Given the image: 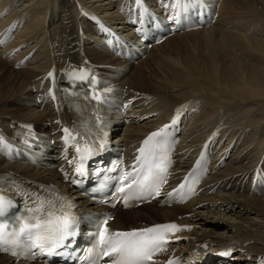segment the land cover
Returning a JSON list of instances; mask_svg holds the SVG:
<instances>
[{"label":"bare ground","instance_id":"6f19581e","mask_svg":"<svg viewBox=\"0 0 264 264\" xmlns=\"http://www.w3.org/2000/svg\"><path fill=\"white\" fill-rule=\"evenodd\" d=\"M78 2L104 15L106 10L115 18L114 11L121 9L120 0H0V35L12 33L9 44H2L0 52V88L5 87L0 91V125L27 120L41 127L48 121L50 128L46 129L58 133L55 136L52 132L57 139L59 127L64 130L86 121L79 111L72 114L63 106L56 111L48 102L42 108L29 107L24 101L50 69L68 72L73 63L82 61L83 52L96 63L119 62L86 39L84 46H79V34L82 36L86 30L88 37L91 33L80 21ZM111 8L114 11L108 12ZM80 27L85 29L79 32ZM188 39L195 42L197 54L184 63L168 64L182 49L181 42ZM160 49L163 54H157ZM120 82L126 87L127 101L134 99L131 117L116 138L126 145L128 156L135 157L151 131L171 121L181 109L182 114L175 120L181 126L182 138L169 179L175 178L177 184L197 158L204 162L203 150L211 151L204 140L216 129L224 127L225 132L219 136L223 137L221 150L233 155L229 163L232 166L205 179L203 185L207 187L202 197L172 207L159 206V200L128 210L116 208L113 229L130 231L171 220L192 226L180 237L179 251L175 252V246L167 248L153 257L155 264H167L191 249L193 243L205 241L216 252H225L232 243L246 250L207 259L205 264H251L252 253L258 260L264 251V194L250 195L248 186L237 191L233 190L235 185L227 189L230 184L223 179L237 181L240 172L253 169L264 157V0H222L214 24L175 34L152 46ZM240 143V150L234 151ZM4 171L66 186L56 170L37 169L0 156V173ZM217 187L221 191H215ZM81 203L85 201L79 200ZM0 264L25 263H13L0 254Z\"/></svg>","mask_w":264,"mask_h":264},{"label":"snow or ice","instance_id":"6c2138e0","mask_svg":"<svg viewBox=\"0 0 264 264\" xmlns=\"http://www.w3.org/2000/svg\"><path fill=\"white\" fill-rule=\"evenodd\" d=\"M140 3V0H137ZM176 6L180 7V0H176ZM186 10V6H185ZM175 19V17H170ZM51 75V73L49 74ZM70 75L78 76L83 79L88 76V73L81 69L79 72H73ZM95 99L99 100L100 96L96 95ZM179 115V113H178ZM97 119H99L97 117ZM176 120H173L175 123ZM168 126L150 134L144 141L143 146L139 149L140 157L137 164L140 165V171L143 172L142 180L148 181L149 179L158 176L160 172H165L166 165L163 161L154 163L156 152L163 145V135L166 133ZM65 141L69 142V138L75 140V136L69 129L65 128ZM161 137L160 140L157 138ZM3 143V138L0 137V144ZM77 152H81V148L77 146ZM84 153L90 154L91 149L85 147ZM76 172L81 173L82 167L78 166ZM140 173L134 167L131 173H126L124 179L127 180L132 177L129 184L122 186L118 191L124 193L126 188L129 193L133 184L137 183L136 176ZM183 187V185H181ZM155 194H159V186L154 189ZM172 195V193H169ZM130 195H125V205L127 206ZM62 200V198H57ZM48 205L50 210L45 213L43 217L39 215L33 216V222L25 223L16 234L17 239L8 241L3 232L4 225H0V250L7 251L3 248L5 243H16L20 236H24L30 241V246L40 249L41 252L48 254L56 253L58 248L64 246L65 241L75 236V227L77 225L76 218L69 214L66 210L70 205L60 203L59 207L55 201H42L40 207L35 211L40 213L44 211L45 205ZM8 206V202L0 197V215L3 214L4 209ZM59 213V214H57ZM107 224V220L103 222ZM183 228L175 223L157 224L152 227L143 229H133L130 231H113L107 227L101 226L98 232L97 248L100 250V255L110 257L112 264H155L153 259L156 252L162 251L163 246L167 243V238L170 234L182 231ZM59 254V253H56ZM168 264H178L177 261L169 260ZM264 264V261L261 262Z\"/></svg>","mask_w":264,"mask_h":264},{"label":"rangeland","instance_id":"374dc122","mask_svg":"<svg viewBox=\"0 0 264 264\" xmlns=\"http://www.w3.org/2000/svg\"><path fill=\"white\" fill-rule=\"evenodd\" d=\"M181 43H182V46H183L182 49H180L177 53H175L173 55L171 54L172 58L169 61H168V59L166 60V61H168V64L178 63V61L184 63V62L188 61L192 56L197 54L198 50L196 49L195 42H192L191 40L188 39V40H183ZM162 50L163 49H160L157 52V54H160V53L163 54L164 50L163 51ZM4 90H5L4 86L0 88V91H4ZM204 243H208V242L205 241Z\"/></svg>","mask_w":264,"mask_h":264}]
</instances>
